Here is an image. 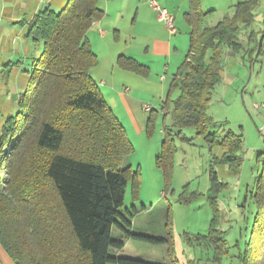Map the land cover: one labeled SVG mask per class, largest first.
<instances>
[{
  "label": "trees",
  "instance_id": "trees-1",
  "mask_svg": "<svg viewBox=\"0 0 264 264\" xmlns=\"http://www.w3.org/2000/svg\"><path fill=\"white\" fill-rule=\"evenodd\" d=\"M187 1L189 47L161 108L163 118L171 117V125L163 126L157 157L166 181L172 175L174 137L185 139L188 127L216 143L221 153L216 166L237 175L242 163L243 135L211 132L217 123L208 107L222 80L223 49L235 53L243 48L238 33L253 20L256 0L238 2L232 16L208 28L202 27L201 0ZM98 2L67 0L58 12L37 13L29 28L28 37L41 43V53L28 72L18 111L0 135V247L14 264H157L112 253L124 248L122 237L162 240L131 233L133 216L121 212L128 180L138 185L139 173L124 166L130 142L90 75L97 57L86 34L104 15ZM256 50L262 53L258 41ZM117 65L142 76L148 73L132 58L119 57ZM257 161L261 173L251 193L256 212L239 254L241 264H264V152ZM209 183L212 218L208 233L199 237L216 245L217 260L228 253L218 229L217 201L226 185L215 171ZM114 229L121 238L114 237ZM168 257L169 264H178L171 251Z\"/></svg>",
  "mask_w": 264,
  "mask_h": 264
},
{
  "label": "rangeland",
  "instance_id": "rangeland-1",
  "mask_svg": "<svg viewBox=\"0 0 264 264\" xmlns=\"http://www.w3.org/2000/svg\"><path fill=\"white\" fill-rule=\"evenodd\" d=\"M102 1L98 2L99 7ZM139 1L147 6L152 0L126 1L125 10L129 16L123 14L119 47H123V44L135 45L130 33L133 31L136 8L141 5ZM155 1L162 7L165 2L171 5L179 0ZM185 1L187 7L178 18L181 26H177L178 35L182 36L183 56L189 47L190 32L183 18V13L189 7L188 1ZM243 1L248 0H201V9L205 14L202 27H212L225 17L232 16L233 7ZM154 15L157 18L156 12ZM252 15L253 20L241 26L238 33L243 48L235 53L223 49L222 80L216 85L208 107V114L217 123L210 129L211 132L231 130L243 135L239 173L233 175L227 166H216L215 160L221 156L216 143H210L205 136L197 134L195 128L188 127L183 129L185 139L174 137L172 175L166 181L162 169L157 165V157L161 152L163 126L171 125V117L169 114L163 118L158 101L151 103V98L145 97L148 100L145 101L146 106L155 108V111L153 114L143 113L142 129L123 117V122L119 119L132 148L124 160V166L139 173L138 185H133L132 179L128 180L121 212L125 214L127 210L133 216L131 233L162 241L149 242L138 238L126 241L114 229V237H122L124 248L113 250V254L169 264L168 251H171L178 264H241L239 254L249 237L256 212L251 193L261 173L257 155L264 152L263 111L253 108L254 104L261 105L264 102V0H256ZM255 37L261 43L260 54L256 50ZM170 78L167 75V82ZM211 171H215L226 185L218 193L217 201L221 215L218 229L228 253L217 260L214 259L216 245L199 237L208 233L212 218V208L207 199ZM0 264H14L1 247Z\"/></svg>",
  "mask_w": 264,
  "mask_h": 264
},
{
  "label": "crops",
  "instance_id": "crops-1",
  "mask_svg": "<svg viewBox=\"0 0 264 264\" xmlns=\"http://www.w3.org/2000/svg\"><path fill=\"white\" fill-rule=\"evenodd\" d=\"M126 1H102L100 8L104 15L92 23L86 34L97 57V64L90 70V75L118 120L122 121L124 118L140 129L144 125L143 113H149L143 111L145 101H148L145 97L151 98V103L158 101V109L162 114V104L172 76L184 59L182 36L178 35L177 26H181L179 14L187 5L185 0L171 5L166 2L162 4L176 24L174 33H170L155 17L149 2L147 7L139 1L141 5L136 8L133 31L130 33L135 45L123 44V47H119L120 25L124 16H129L125 10ZM66 2L67 0H0V135L6 120L17 113L19 96L28 85V72L33 60L41 53V43L28 37L31 22L40 11L49 9L58 12ZM119 57L136 60L147 68V75L142 76L118 66ZM167 75L171 76L169 82ZM154 109L150 108V111Z\"/></svg>",
  "mask_w": 264,
  "mask_h": 264
},
{
  "label": "built area",
  "instance_id": "built-area-1",
  "mask_svg": "<svg viewBox=\"0 0 264 264\" xmlns=\"http://www.w3.org/2000/svg\"><path fill=\"white\" fill-rule=\"evenodd\" d=\"M149 6L154 12H156L158 21L164 23L165 27L168 29L170 33H174L175 28H174L173 16L165 8L159 6V4L155 0L150 1ZM253 108L261 109L264 113V102L261 105L254 104ZM143 111L144 112L150 111V107L144 106Z\"/></svg>",
  "mask_w": 264,
  "mask_h": 264
}]
</instances>
